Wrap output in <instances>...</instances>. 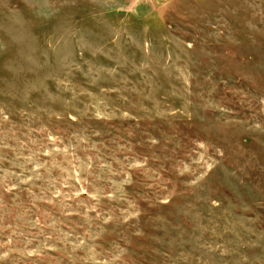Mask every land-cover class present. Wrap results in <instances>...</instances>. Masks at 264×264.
<instances>
[{"label": "rangeland", "instance_id": "374dc122", "mask_svg": "<svg viewBox=\"0 0 264 264\" xmlns=\"http://www.w3.org/2000/svg\"><path fill=\"white\" fill-rule=\"evenodd\" d=\"M0 264H264V0H0Z\"/></svg>", "mask_w": 264, "mask_h": 264}]
</instances>
